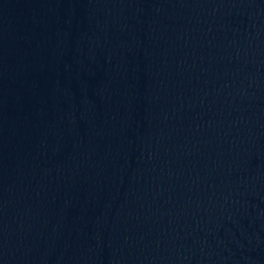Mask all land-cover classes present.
Instances as JSON below:
<instances>
[{
    "label": "water",
    "instance_id": "obj_1",
    "mask_svg": "<svg viewBox=\"0 0 264 264\" xmlns=\"http://www.w3.org/2000/svg\"><path fill=\"white\" fill-rule=\"evenodd\" d=\"M0 264H264V0H0Z\"/></svg>",
    "mask_w": 264,
    "mask_h": 264
}]
</instances>
